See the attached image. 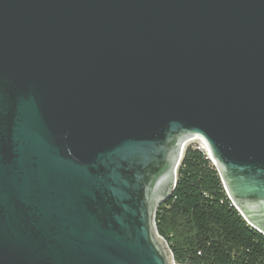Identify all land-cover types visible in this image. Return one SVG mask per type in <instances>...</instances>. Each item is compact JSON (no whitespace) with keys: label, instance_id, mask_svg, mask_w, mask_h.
Returning <instances> with one entry per match:
<instances>
[{"label":"water","instance_id":"water-1","mask_svg":"<svg viewBox=\"0 0 264 264\" xmlns=\"http://www.w3.org/2000/svg\"><path fill=\"white\" fill-rule=\"evenodd\" d=\"M193 142L264 235V0H0V264H175Z\"/></svg>","mask_w":264,"mask_h":264},{"label":"trees","instance_id":"trees-1","mask_svg":"<svg viewBox=\"0 0 264 264\" xmlns=\"http://www.w3.org/2000/svg\"><path fill=\"white\" fill-rule=\"evenodd\" d=\"M155 225L175 264H264V235L233 206L216 167L196 146L185 148Z\"/></svg>","mask_w":264,"mask_h":264},{"label":"rangeland","instance_id":"rangeland-1","mask_svg":"<svg viewBox=\"0 0 264 264\" xmlns=\"http://www.w3.org/2000/svg\"><path fill=\"white\" fill-rule=\"evenodd\" d=\"M189 145L196 146V147H201V146H200V142L188 143L187 146H189ZM187 146H186V147H187ZM204 152H205V151H204Z\"/></svg>","mask_w":264,"mask_h":264},{"label":"bare ground","instance_id":"bare-ground-1","mask_svg":"<svg viewBox=\"0 0 264 264\" xmlns=\"http://www.w3.org/2000/svg\"><path fill=\"white\" fill-rule=\"evenodd\" d=\"M200 146L202 147V149H203L204 151H206V152H207V149H206V147H205V145H204V143H203V142H200Z\"/></svg>","mask_w":264,"mask_h":264},{"label":"built area","instance_id":"built-area-1","mask_svg":"<svg viewBox=\"0 0 264 264\" xmlns=\"http://www.w3.org/2000/svg\"><path fill=\"white\" fill-rule=\"evenodd\" d=\"M201 151H203L202 149H201V147H198Z\"/></svg>","mask_w":264,"mask_h":264}]
</instances>
